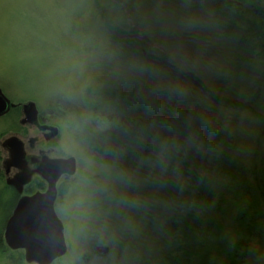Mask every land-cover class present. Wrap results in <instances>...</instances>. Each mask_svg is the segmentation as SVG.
Segmentation results:
<instances>
[{
    "label": "rangeland",
    "instance_id": "374dc122",
    "mask_svg": "<svg viewBox=\"0 0 264 264\" xmlns=\"http://www.w3.org/2000/svg\"><path fill=\"white\" fill-rule=\"evenodd\" d=\"M263 13L264 0H0V88L36 102L60 127L51 155L77 161L55 202L68 250L52 264H170L179 223L209 217L178 215L199 189L192 172L227 186L204 123L234 140L251 180L264 176V35L248 32ZM23 116H0V141L42 135ZM234 204L216 211L230 226ZM1 245L0 264H35ZM243 264H264V238Z\"/></svg>",
    "mask_w": 264,
    "mask_h": 264
},
{
    "label": "trees",
    "instance_id": "16d2710c",
    "mask_svg": "<svg viewBox=\"0 0 264 264\" xmlns=\"http://www.w3.org/2000/svg\"><path fill=\"white\" fill-rule=\"evenodd\" d=\"M256 1L260 4L262 0ZM261 15L263 17H260V23L248 29L251 34L262 33L264 35V13ZM128 98L132 100L131 103L134 101L133 95H129ZM157 112L165 114L169 120L171 118V125L182 128L183 125L179 124L184 123V118L180 117L177 120L167 111L164 112V109ZM173 121H177V124ZM204 124L198 127V132L200 129L204 130L203 134L208 136L206 138L208 148L215 156L219 164L218 172L223 182L227 181V186L222 189V186H217L213 179L202 177L197 173L198 171L192 172L195 186L199 185V189L195 188L192 192H188L189 202L184 204V210H180L178 215L180 218H184L187 214L196 216L201 215L205 210L203 213L209 217L204 223H196V225L189 224L187 219L180 221V227L184 231L181 230L182 235L179 234L178 239L183 242V246L173 258L170 257L168 260L170 264H212L214 260H217L216 258H225L224 254H226L227 260L224 264H243L245 258L253 250V246L256 245L257 239L264 238V208L255 199L256 194L260 192L258 189L262 191L261 194H264V176L251 180L247 176V167L241 163L233 147L234 140L222 130L208 123ZM187 172L190 173V171ZM230 190H232L233 198L227 196ZM229 203H236L231 205L235 209L232 213L233 219H231L234 222L233 226L227 225L226 219L220 218L216 213L217 210H222L225 214L223 207Z\"/></svg>",
    "mask_w": 264,
    "mask_h": 264
},
{
    "label": "water",
    "instance_id": "95a60500",
    "mask_svg": "<svg viewBox=\"0 0 264 264\" xmlns=\"http://www.w3.org/2000/svg\"><path fill=\"white\" fill-rule=\"evenodd\" d=\"M9 99L0 89V116L7 113ZM23 118L21 122L35 123L38 120L39 109L34 101L23 105ZM44 129L52 130V135H58L59 128L55 125H43ZM5 145L10 149L12 163L24 168L26 171L23 182L30 180L25 168V151L23 143L17 137L6 139ZM77 170L76 157H44L38 171L48 181L45 192H37L26 196L19 201L14 215L5 226L6 243L14 249H25V258L28 262L38 264H52L56 259L65 255L68 245L64 233L63 221L55 210V201L58 195L57 182L63 174L74 175ZM9 183H18L16 179H9ZM99 254H107L108 246H100Z\"/></svg>",
    "mask_w": 264,
    "mask_h": 264
},
{
    "label": "flooded vegetation",
    "instance_id": "af4514ba",
    "mask_svg": "<svg viewBox=\"0 0 264 264\" xmlns=\"http://www.w3.org/2000/svg\"><path fill=\"white\" fill-rule=\"evenodd\" d=\"M1 91L6 96V93L4 92L3 88L1 89ZM23 105L24 103H13L11 100H9L8 103V106L10 107L9 111L13 109H18L20 107L23 115ZM20 123L26 127L31 126L33 128L39 129L42 135L30 136L26 138L24 133L15 132L5 137L2 141H0V205H3L8 208L7 219L4 225V240H5V226L9 221V219L14 215L15 209L21 198L26 196H32L37 192H45L48 188V181L38 171V168L43 163L44 157L45 156H48L49 158L67 157V156L51 155V151H52L51 148L57 139V135L53 136L52 130L44 129L43 125H55V124H52V122H50V119H48V117H46L45 115H42L40 111L38 115V120L35 123L23 124L21 122V119H20ZM57 127L59 128V132H58L59 135L60 127L59 126ZM14 136L17 137L23 143V147L25 151L24 166L27 169V174H30V180L28 182H23L26 174L25 169L16 166L15 164L12 163L10 149L7 145H5L6 139ZM39 144L40 145L46 144L45 146H48L49 148L43 146L38 147ZM72 176L73 175L63 174L59 178L57 182L58 195L62 192V187L65 185V182L69 181V179ZM9 179H16L19 186L9 183ZM100 246L103 245H96L94 247V253L95 255L102 257L105 256L106 254L98 253L97 249ZM1 247L3 248L2 250H7L9 251V253L12 254H14L15 251L20 252L21 256L26 260L25 249L23 248L14 249L11 248L7 243H6V248L3 247L2 245ZM84 259L85 261L90 260V255L84 254ZM26 262L28 261L26 260ZM34 263L38 264L36 262Z\"/></svg>",
    "mask_w": 264,
    "mask_h": 264
}]
</instances>
